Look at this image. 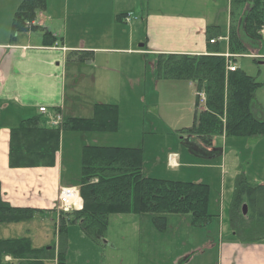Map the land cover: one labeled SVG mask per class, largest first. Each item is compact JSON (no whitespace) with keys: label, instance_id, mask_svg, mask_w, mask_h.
I'll use <instances>...</instances> for the list:
<instances>
[{"label":"crops","instance_id":"1","mask_svg":"<svg viewBox=\"0 0 264 264\" xmlns=\"http://www.w3.org/2000/svg\"><path fill=\"white\" fill-rule=\"evenodd\" d=\"M14 1L2 0L3 9L0 10L1 197L14 208L41 211L34 219L51 223L58 240L57 205L59 189L63 184L62 170H57V159L54 168L11 169V131L18 128L23 121L32 119H38L48 128H52V120L57 114H62L66 120L83 119L77 117L82 109L75 107L71 110L68 107V81L75 71L72 69L68 74L70 64L92 65L100 61V65L106 64L104 71L119 74L123 72L122 69L112 66L111 63L121 65L129 57H142L141 60L145 62L147 57L157 60L160 56L169 55H207L212 48L208 46L207 32L218 33L221 37L217 25L219 23L208 17H193L185 13V10L194 8V0H122V3L117 4L116 10L110 13L101 8L99 0H75V7H72L71 0H46V9L43 11L46 21L36 18L32 23L35 30L14 37L13 19L24 0L20 3ZM229 3L232 8L237 6L239 15H242L240 11L245 5L238 4L236 0H229ZM128 15L130 20L126 22ZM230 16L228 32L236 29L232 13ZM40 17L44 18L41 14ZM42 29L44 33L38 35ZM46 32L56 40L52 47L44 44ZM219 44L216 46L218 52L225 53L220 51ZM84 79L76 76L72 80L73 85L78 86ZM175 82L187 83L188 87L195 89L192 83ZM96 105L100 104L89 105L88 110L94 111ZM41 108L46 109L45 113L40 112ZM75 111L78 113H74ZM254 141L264 143V140H252ZM221 172L225 173V177L243 173L235 167L222 168ZM244 175L252 185H264V181L250 172ZM220 218L223 222L224 214H220ZM145 219L149 221L145 216L135 215L110 218L105 245L93 242L82 233L78 225L70 226L68 237L75 230L74 246L70 247L69 253L66 252V264H130L129 260L125 263L123 259L125 254L131 255L126 247L133 237H137L142 243L143 226H149L150 223H146ZM116 221H121V226L129 227L128 234L123 232L121 235L110 236L109 231ZM168 222L167 217V224ZM152 227L154 226L150 223V227H147L149 233L145 235L153 233L155 238L161 240L162 234H157ZM187 227L194 229L190 224ZM23 238L30 239L29 236ZM206 244L201 249L202 252H198L200 256L205 255L211 248L209 237ZM57 245L58 242L53 245L56 249L53 262L56 264ZM81 249L84 250L83 255H80ZM105 254L109 258L106 259ZM191 256L185 259L188 261ZM218 258L221 264H264V241L243 244L233 235L227 240L222 236Z\"/></svg>","mask_w":264,"mask_h":264},{"label":"trees","instance_id":"2","mask_svg":"<svg viewBox=\"0 0 264 264\" xmlns=\"http://www.w3.org/2000/svg\"><path fill=\"white\" fill-rule=\"evenodd\" d=\"M236 2L250 7L243 17L245 33L255 41L261 40L264 0ZM45 9L46 0H24L15 13L12 35L35 30L31 24ZM234 32L230 33L232 47ZM217 36L207 32L208 40ZM44 44L50 47L56 44L49 32L45 34ZM156 70L159 79L192 83L199 95H205L203 109H199L197 102L193 126L181 130V135H186L181 139L182 146L186 143L191 151L208 150L213 139L223 135L264 139V111H257L254 106L260 84L240 70L228 72L227 60L219 56L216 46L205 56H160ZM117 120V107L100 104L95 106L92 120L69 119V122L77 131L107 133L117 130ZM60 140L59 129L48 128L38 119L23 121L10 134V168H54ZM144 166L141 148L84 147L79 188L82 210L70 213L73 216L70 219L66 218L68 214L60 215L56 224L57 264H66L68 229L72 225H78L95 243L105 239L112 216L149 215L160 233L166 232L169 216H190L189 224L194 229L209 225L213 216L208 214V185L152 179L144 176ZM244 206L248 209L246 216ZM39 213L35 209L10 206L2 199L0 186V225L29 222ZM230 225L243 244L264 241V185H252L243 173L237 178ZM55 251V247L35 248L27 238L0 239V264H46L54 261ZM6 258L11 261L7 262Z\"/></svg>","mask_w":264,"mask_h":264},{"label":"rangeland","instance_id":"3","mask_svg":"<svg viewBox=\"0 0 264 264\" xmlns=\"http://www.w3.org/2000/svg\"><path fill=\"white\" fill-rule=\"evenodd\" d=\"M21 1L17 0L19 3ZM99 1L101 8L109 13L115 11L117 4L123 2ZM194 3V8L185 10V13L193 17H208L219 23L217 25L222 38H227L230 34L227 26L231 23L232 13V21L236 23L235 45L233 47L230 45L229 50L230 53L239 55L234 66L260 84L254 95V106L257 111L261 109L264 111V35L261 40L255 41L244 31L243 17L250 7L245 5L240 11L242 15H239V8L237 6L232 8L229 0H194ZM71 5L75 7V0H71ZM2 9L3 2L0 0V10ZM262 11L264 21V9ZM40 14L44 18L41 19ZM46 18L43 11L37 14L39 21H46ZM261 31L264 32V24ZM42 32L44 33V29L37 34L41 35ZM219 45L221 52H227V41L220 42ZM141 58L129 57L124 64L122 61L121 65L112 62V66L122 69L123 72L119 74L104 71L106 64L100 65L99 63H102L100 61L92 65L70 64L68 74L72 69L75 71L68 81V107L71 110L75 107L82 109L79 111L82 113L77 117L92 120L94 111L88 110L89 105L115 106L118 109V120L115 132L93 133L74 130L69 120L64 118V126L57 128L61 131V140L60 149L56 153L57 170H62V187L80 188L84 147L141 148L145 165L144 176L156 180L208 185V214L213 217L205 228L190 230L187 227L190 216H169L166 232L161 233L163 237L160 240L158 237L155 238L153 233L145 235L149 233L147 227H150V223L154 226L152 217L146 215L145 218H149V221L145 219V222L150 223L149 226H143V241L140 243L137 237H133L128 242L126 251L131 255L125 254L126 257L123 258L125 263L129 260L130 264H221L218 258L221 237L223 236L224 240L232 235L237 237L230 225V211L238 178L232 175L225 177L221 170L235 167L243 174L250 172L264 181V143L252 142L264 139H223L222 136H216L214 144L208 150L191 151L186 143L182 146L181 130L193 126L197 102L199 108L202 107L196 89L188 87L187 83L159 81L157 60L147 57L143 62ZM76 76L85 78L78 86H74L72 81ZM170 152L181 153L178 169L168 166L167 155ZM61 190L59 189V192ZM78 203L74 199L72 207L77 208ZM62 210L65 211L64 208ZM220 214H224L223 222ZM72 217L70 214L66 216L67 219ZM121 223V221L113 223L109 231L110 236L121 235L123 232L128 234L129 227L121 226ZM152 228L160 234L155 227ZM74 231L72 230L68 237L70 246L67 253L70 247L74 246ZM26 236H29L32 245L37 248L53 246L58 242L53 227L48 222L43 223L34 219L20 224L0 225V239L16 240ZM207 237L211 248L205 255L200 256L198 252H202L203 246L207 245ZM80 251V255H83L84 250ZM72 254L73 251L70 253L71 258ZM190 255L192 256L187 261L185 258ZM105 257L109 258L107 254ZM48 264L56 262L50 261Z\"/></svg>","mask_w":264,"mask_h":264},{"label":"built area","instance_id":"4","mask_svg":"<svg viewBox=\"0 0 264 264\" xmlns=\"http://www.w3.org/2000/svg\"><path fill=\"white\" fill-rule=\"evenodd\" d=\"M212 44L214 43V41L211 42ZM231 71H235L234 68L230 69ZM41 112H44L45 109H41ZM60 121V118H58V122ZM58 122H56V124H58ZM77 197L76 191L74 189H64L62 190L61 193V197H60V201L61 204L63 206V208L65 209V211H68L69 208L71 207L72 201Z\"/></svg>","mask_w":264,"mask_h":264},{"label":"water","instance_id":"5","mask_svg":"<svg viewBox=\"0 0 264 264\" xmlns=\"http://www.w3.org/2000/svg\"><path fill=\"white\" fill-rule=\"evenodd\" d=\"M243 214H244V216H246L247 215V212H248V209H247V206H244V208H243Z\"/></svg>","mask_w":264,"mask_h":264}]
</instances>
